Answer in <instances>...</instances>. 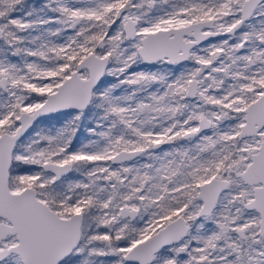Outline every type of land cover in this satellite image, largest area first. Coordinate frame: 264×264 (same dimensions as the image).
Returning <instances> with one entry per match:
<instances>
[{
    "label": "snow or ice",
    "instance_id": "obj_1",
    "mask_svg": "<svg viewBox=\"0 0 264 264\" xmlns=\"http://www.w3.org/2000/svg\"><path fill=\"white\" fill-rule=\"evenodd\" d=\"M0 264H264V0H0Z\"/></svg>",
    "mask_w": 264,
    "mask_h": 264
}]
</instances>
